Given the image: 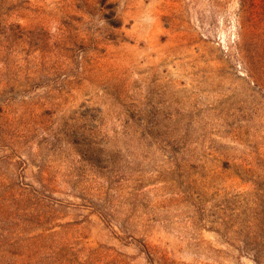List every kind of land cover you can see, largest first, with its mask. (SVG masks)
Listing matches in <instances>:
<instances>
[{"label":"rangeland","instance_id":"rangeland-1","mask_svg":"<svg viewBox=\"0 0 264 264\" xmlns=\"http://www.w3.org/2000/svg\"><path fill=\"white\" fill-rule=\"evenodd\" d=\"M240 21L0 0V264H264V43Z\"/></svg>","mask_w":264,"mask_h":264},{"label":"trees","instance_id":"trees-1","mask_svg":"<svg viewBox=\"0 0 264 264\" xmlns=\"http://www.w3.org/2000/svg\"><path fill=\"white\" fill-rule=\"evenodd\" d=\"M264 0H240V36L243 41L252 40L256 45L264 43L262 15Z\"/></svg>","mask_w":264,"mask_h":264}]
</instances>
